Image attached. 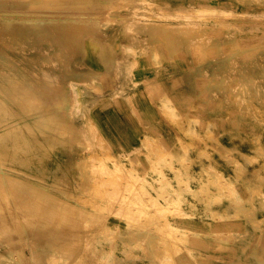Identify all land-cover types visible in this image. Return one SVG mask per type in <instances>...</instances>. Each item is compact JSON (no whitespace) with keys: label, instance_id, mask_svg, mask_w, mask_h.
Masks as SVG:
<instances>
[{"label":"rangeland","instance_id":"rangeland-1","mask_svg":"<svg viewBox=\"0 0 264 264\" xmlns=\"http://www.w3.org/2000/svg\"><path fill=\"white\" fill-rule=\"evenodd\" d=\"M200 4L225 10L216 16L225 26L203 25L192 15ZM189 19L196 43L208 35L206 50L168 33ZM262 31L264 0H0V131L15 136L0 141V166L8 167L0 196L9 205L0 199V251L10 252L0 264L40 255L39 264H264ZM21 186L28 197L17 194ZM11 187L27 211L12 204ZM73 206L89 217L76 221ZM78 225L86 239L74 233Z\"/></svg>","mask_w":264,"mask_h":264},{"label":"bare ground","instance_id":"bare-ground-1","mask_svg":"<svg viewBox=\"0 0 264 264\" xmlns=\"http://www.w3.org/2000/svg\"><path fill=\"white\" fill-rule=\"evenodd\" d=\"M117 1H119V0H117ZM121 2H122V1H121ZM116 3H119V2H116ZM125 3H126V2H125ZM130 3H131V2H130ZM113 4H115V3H113ZM120 4H121V3H119V6H121L122 4L124 5V2H123L121 5H120ZM128 4H129V2H128ZM116 5H117V4L113 5L114 8H113V7H110V9H109L108 12H110V13L112 14V13L115 11V8H117V7H115ZM123 5H122V6H123ZM130 5H131V4H130ZM124 6H125V5H124ZM118 8H119V7H118ZM126 8L128 9L127 6H126ZM121 9H122V8H121ZM124 9H125V8H124ZM194 9H195V11H197V10H200V11L193 12L192 15H195V16H197V17L201 16V17H202V20L207 22V23H204L203 25L208 26V25H209L208 21H211L210 19H213L212 21H213L214 23H212V26H210L211 28L215 29V27L218 28V27H220V26H223V27L225 26L224 21H222L221 19H219V18L216 17L217 14H219V13H221V12H223V11L226 12L225 10L220 9V8H217V7H207V6L203 5V4H200L199 7H196V8H194ZM122 10H123V9H122ZM13 12H15V11H13ZM58 12H59V11H58ZM58 12H56V14H58ZM64 12H65V11H64ZM99 12H100V11H99ZM66 13L68 14V11H67ZM105 13L107 14V12H104V13H102V14H105ZM205 13H206V14H205ZM61 14H62V13H61ZM36 15H38V14H36ZM14 16H15V15H14ZM22 16H23V15H22ZM73 16H74V15H73ZM102 16H103V15H102ZM102 16H99V17H102ZM105 16H106V15H105ZM212 16H213L214 18H213ZM15 17H16V16H15ZM15 17H14V18H15ZM58 17H59V16H58ZM66 17H67V16H66ZM70 17H72V16H70ZM80 17H82V16H80ZM80 17H78V18H80ZM83 17H84V16H83ZM86 17H87V16H86ZM90 17H91V16H90ZM90 17H88V18H90ZM99 17H98V19H100ZM107 17H108V16H107ZM120 17H122V16H120ZM124 17H125V16H124ZM189 17H191V16H189ZM20 18H21V17H20ZM63 18H64V17H63ZM68 18H69V17H68ZM92 18H93V17H92ZM23 19H24V18H23ZM33 19H34V18H33ZM44 19H45V18H44ZM59 19H61V18H59ZM70 19H71V18H70ZM95 19H97V17H95ZM98 19H97V20H98ZM105 19H106V17H105ZM105 19H104V21H105ZM120 19H121V18H120ZM259 19H260V18H259ZM75 20H76V19H75ZM100 20H102V19H100ZM178 20H179V19H178ZM35 21H37V20H35ZM79 21H80V20H79ZM104 21H100L99 23H98V22H97V23L99 24V26H101V25H102L101 22H104ZM109 21H110V20H109ZM115 21H116V20H115ZM117 21H118V20H117ZM173 21H174V20H173ZM54 22H55V21H54ZM89 22H90V21H89ZM89 22H88V23H89ZM93 22H94V19H93ZM93 22H92V23H93ZM187 22H188V23H187ZM191 22H192V21L189 19V20H187V21L184 22V23L177 24L175 28H174V26H172V27L169 26V27H171L172 30L170 29V32H168V33L172 34L173 36H176V35H177V36H181V37L186 38L185 43L187 44V46H188L189 49H193L195 46H201V47H199L200 50H201V49H202V50H206L205 48L208 46V45H207V42H206V41H207V38H208V35L206 34V35H204V36L202 37V39L204 40L203 42L198 41V42L196 43L195 40H198V39H199L198 37H199L200 34L198 33V34H195V35H191V33L188 32V31L193 27ZM75 23H76V22H75ZM81 23H82V22H81ZM81 23H79V24L81 25ZM86 23H87V22H86ZM95 23H96V22H95ZM95 23H94V25L97 24V23H96V24H95ZM100 23H101V25H100ZM186 23H187V24H186ZM98 24H97V25H98ZM185 24H186L187 26L189 25L188 27H191V28H188V27H187V28H188V31H187V29H186ZM241 24H243V23H241ZM83 25H84V24H83ZM94 25H91V27H90L89 24H88V25H86V29H87L88 26H89L90 29H91ZM149 25H150V24H149ZM156 25H157V24H156ZM156 25H155V26H156ZM81 26H82V25H81ZM81 26H80V27H81ZM157 26H159V27L162 26V27H163V25H157ZM246 26H247V25H246ZM76 27H78V26H76ZM94 27L96 28V26H94ZM182 27H183V28L185 27V28H184L185 30H184ZM201 27H202V26H201ZM82 28H83V27H82ZM193 28H194V27H193ZM225 28H226V27H225ZM228 28H229V27H228ZM235 28H236V27H235ZM93 29H94V28H93ZM163 29H164L165 31H166V30H169L168 26H167V27L164 26ZM195 29H196V28H195ZM236 29H237V28H236ZM98 30H99V29H98ZM192 30H193V29H192ZM215 30H216V29H215ZM238 30H239V28H238ZM257 30H258V29H257ZM80 31H81V30H80ZM186 31H187V32H186ZM195 31H196V30H195ZM185 32H186V33H185ZM192 32H194V31H192ZM242 32H243V31H242ZM250 32H251V31H250ZM256 32H258V31H256ZM262 32H263V31H262ZM192 34H193V33H192ZM263 35H264V32H263ZM168 37H169V36H168ZM92 42H94V41L92 40ZM176 42H177V40H176ZM205 42H206V43H205ZM96 43H98V42H96ZM98 44H99V43H98ZM215 45H217L215 42L211 44V46H215ZM173 46H174V44H172V43L169 44V46H167L168 51H169L170 49H172ZM219 47H220V46H219ZM256 50H257V49H256ZM171 51H172V50H171ZM201 60H202V61H205L204 58H202ZM3 62H4V61H3ZM91 65H92V63H91ZM214 75H215V73H213L212 76H214ZM114 76H115V75H114ZM7 77H8V76H7ZM100 80H101V79H100ZM4 81H5V80H4ZM94 81H95L96 83H99V81H97V80H94ZM32 82H34V81H32ZM37 84H38V83H37ZM125 85H126V84H125ZM41 86H42V85H41ZM127 86H128V85H127ZM39 87H40V85H39ZM98 88H99V87H98ZM98 90H99V89H98ZM122 90H123V89H122ZM31 92H32V91H31ZM72 97H73V96H72ZM79 99H80V96H79ZM71 100L73 101V99H71ZM77 100H78V99H77ZM28 101H29V100H28ZM36 101H37V100H36ZM32 102H34V101H32ZM131 102H132V101H131ZM150 102H151V101H150ZM224 102H225V100H224ZM36 103H37V102H35V104H36ZM1 106H2V107H1ZM71 106H72V104H71ZM32 107H33V106H32ZM225 107H226V106H225ZM2 108H5L4 105H0V110H1ZM78 108H79V105H78ZM33 109H34V108H33ZM72 109H73V108H72ZM227 109H228V108H227ZM80 110H81V109H80ZM38 111H39V110H38ZM32 112H34V111H32ZM70 112H71V111H70ZM68 116H69V115H68ZM50 119H51V117H50ZM4 120H5V119H4ZM38 120H39V121H37V122L43 121L42 119H41V120L38 119ZM44 123H45V122H44ZM4 126H5V125H2V127H4ZM63 129H64V128H63ZM13 131H14V130H12V129L1 130V131H0V141H3V138H6V137H7V138H6V141H7L8 138H10V137L13 136ZM182 132H183V131H182ZM81 135H82V134H81ZM14 137H15V136H13L12 139H14ZM10 139H11V138H10ZM148 139H149V138H147V139H142V141H143V149H142V150H144V152L148 149V145H149V144H148ZM17 142H18V140L16 139V140H15V144H16ZM88 142H89V141H88ZM88 142H87V143H88ZM89 143H90V142H89ZM146 143H147V144H146ZM80 145H81V144H80ZM93 148H94V146H93ZM101 151H102V150H101ZM140 154H142V152L139 153V155H140ZM18 161H19V160H18ZM10 164H11V163H10ZM133 164H134V163H133ZM94 166H95V164H94ZM143 166H144V165H143ZM7 168H8L7 166H0V175H1V174H5V173H7ZM93 168H94V167H93ZM10 169H11V168H10ZM10 169H9V170H10ZM91 170H92V169H91ZM95 170H96V169H95ZM11 171H12V169H11ZM89 171H90V170H89ZM93 171H94V170H92V172H93ZM105 171H106V170H105ZM147 171H148V170H147ZM15 172L18 173L17 171H15ZM9 173H10V172H9ZM94 173H95V172H93V174H94ZM213 173H214V172H213ZM11 174H12V173H11ZM20 174H22V173H20ZM89 174H91V172H90ZM96 174H97V172H96ZM100 174H101V173H100ZM7 175H8V174H7ZM9 176H10V175H9ZM15 176H16V175H15ZM91 176H92V175H91ZM94 176H95V175H94ZM144 176H145V175H144ZM6 177H7V176H6ZM87 177H88V176H87ZM100 177H101V176H100ZM125 177H126V176H125ZM125 177L123 176V178H125ZM10 178H13V177H10ZM0 179H1V177H0ZM23 179H24V178H23ZM7 180L9 181L8 178H7ZM7 180L5 179V181H7ZM14 180L17 181V179H14ZM19 180H20V179H19ZM87 180H88V178H87ZM1 181H2V180H1ZM8 181H7V182H8ZM24 181H27V180L24 179ZM99 181H100V180H99ZM9 182H10V181H9ZM9 182H8V183H9ZM12 182H13V181H11V183H9V184H13V183H15V181H14L13 183H12ZM17 182H18V181H17ZM21 182H22L21 184L25 183V182H23V181H21ZM95 182H96V181H95ZM95 182H93V183H95ZM8 183H6V184H8ZM19 183H20V181H19ZM31 183H32V182H31ZM91 183H92V182H91ZM91 183H90V184H91ZM93 183H92V184H93ZM0 184H2V183H0ZM17 184H18V183H17ZM92 184H91V185H92ZM13 185H14V184H13ZM25 185H27V186H25ZM25 185L23 184L22 186L27 187V189H30V188H31V191L33 190L32 187H31V186L29 187L28 184H25ZM35 185H36V184H35ZM161 185H162V184H161ZM0 186H3V185H0ZM10 186H12V185H10ZM22 186H21L20 188H18V189L24 188V187H22ZM101 186H102V185H101ZM12 187H13V186H12ZM12 187L10 188L9 193L11 194L12 197H14V196H15L14 194H15L16 192H15L14 194H13V192L16 191L15 189H17V188H16V185H15V186H14V187H15V188H14V191H11V189L13 190ZM28 187H29V188H28ZM38 187H41V186H38ZM103 187H104V186H103ZM33 188H34V187H33ZM120 188H121V187H120ZM0 189L2 190L3 188L1 187ZM24 189H25V188H24ZM24 189H21V191L23 190V192H20V190H19V192H17V194L19 195V193H20V194L23 193V194H25V195L28 197V194H26V192H27V193H29V192L26 191V192L24 193ZM27 189H25V190H27ZM45 190H47V189H45ZM3 191H4V189H3ZM17 191H18V190H17ZM29 191H30V190H29ZM31 191H30V192H31ZM39 191H41V190L38 189V192H39ZM123 191H125V190L123 189L122 192H123ZM11 192H12V193H11ZM33 192H34V191H33ZM33 192L31 193V194H34L33 196H35L36 194H38V192L36 193V191H35L34 193H33ZM35 193H36V194H35ZM39 193H40V192H39ZM109 193H110V192H109ZM124 193H125V192H124ZM124 193H123V194H124ZM1 194H2V192H1ZM1 194H0V195H1ZM3 194H4V192H3ZM12 194H13L14 196H13ZM29 194H30V193H29ZM42 194H43V193L41 192V195H42ZM44 194H45V191H44ZM5 195H6V193H5L4 196H3L4 198H5ZM18 195H17V196H18ZM25 195H21V197H23V196L25 197ZM41 195H40V196H41ZM48 195H49V193H47V195H43V196H44V197H47L48 200L50 199L49 196H51V197L54 198L53 195H49V196H48ZM108 195H109V194H108ZM111 195H112V194H111ZM113 195H114V193H113ZM37 196L39 197V195H37ZM114 196H115V195H114ZM1 197H2V196H0V199H2ZM15 197H16V196H15ZM15 197H14L13 199H16ZM30 197H31V196H30ZM38 197H37V198L33 197V198H34V199H39V198H41L42 196L39 197V198H38ZM60 197H61V196H60ZM71 197H72V196H71ZM115 197H116V196H115ZM121 197H122V196H121ZM6 198H7V196H6ZM53 198H52V199H53ZM80 198H81V197H80ZM84 198H85V197H84ZM129 198H130V197H129ZM10 199H11V198H10ZM42 199H43V198H42ZM42 199H41V200H42ZM61 199H62V198H61ZM2 200H3V199H2ZM2 200H0V201H1L0 204L2 203ZM5 200H6V199H4L3 201H5ZM18 200H19V199L17 198L16 201L13 202L12 204H14V203L17 204L16 202H17ZM31 200H32V201H31ZM44 200H46V198H45ZM58 200H59V199H58ZM70 200H71V199H70ZM76 200H78V199H76ZM82 200H83V199H82ZM86 200H88V198H86ZM89 200H90V199H89ZM120 200H122V199H119V201H120ZM11 201H12V200H11ZM13 201H14V200H13ZM27 201H28V200H27ZM29 201L33 202V199H32V198H29ZM29 201H28V203H29ZM34 201H36V200H34ZM46 201H47V200H46ZM50 201H51V200H50ZM65 201H66V200H65ZM83 201H85V200H83ZM19 202H20V200L18 201V204H19ZM44 202H45V201H44ZM51 202H52V201H51ZM59 202H60V201H59ZM61 202H62V201H61ZM88 202H89V201H88ZM88 202H84V203H88ZM124 202H125V201H124ZM3 203H4V202H3ZM3 203L0 205V206H1V207H0L1 209H0V210H1L2 212L5 210V212H6V207H7V206L9 207V205H8L7 200H6V201H5V204H7V205H6L5 209L3 210L2 208L5 206V205H3ZM21 203H23V201H22ZM28 203H27V205H28ZM38 203L40 204L39 201H38ZM38 203L36 204V202H35L36 205H38ZM45 203H46V202H45ZM48 203H49V202H48ZM48 203H47V204H48ZM54 203H56V200H55ZM66 203H68V202L66 201ZM66 203H63V204H66ZM76 203H79V202L76 201ZM80 203H81V201H80ZM80 203H79V204H80ZM84 203H83V204H84ZM121 203H123V202H121ZM24 204H25V202H24L23 204H19V205H17V206L23 205V206H21L20 208L23 207V209L27 211V208H26V209L24 208ZM29 204H30V203H29ZM33 204H34V203H33ZM35 204H34V205H35ZM43 204H44V203L41 201V205H42V206H43ZM56 204H60V203L57 202ZM56 204H55V208H56V206H57ZM90 204H91V203H89V205H90ZM117 204H118V203H117ZM27 205H25V206H27ZM36 205H35V206H36ZM41 205H40V206H41ZM45 205H46V204H45ZM45 205H44V206H45ZM48 205H49V204H48ZM60 205H61V204H60ZM68 205H69V204H68ZM80 205H81V204H80ZM87 205H88V204H87ZM115 205H116V204H115ZM40 206H38V207H40ZM42 206H41V208H43ZM52 206H53V205H52ZM58 206H59V205H58ZM62 206H63V205H62ZM62 206H61V208H64V207H65V206H64V207H62ZM66 206H67V205H66ZM70 206H71V204H70ZM70 206H69V207H70ZM76 206H78V205H76ZM83 206H84V205H83ZM123 206H124V205H123ZM8 207H7V209H9ZM14 207H15V206H14ZM73 207H74V206H73ZM114 207H115V206H114ZM12 208H13V207H12ZM45 208H47V207L45 206ZM52 208H53V207H52ZM71 208H72V207H71ZM71 208H70V209H71ZM75 208H76V207L73 208L74 210H72V209L70 210V211H72L71 213H74V211L76 210ZM116 208H117V209H116ZM120 208H122V211H123V207L121 206ZM35 209H36V208H35ZM47 209H48V208H47ZM58 209H59V208H57V212H55V213H59ZM66 209H67V208H64V210H66ZM95 209H96V208H95ZM98 209H99V208H98ZM36 210L38 211L39 209L37 208ZM36 210H35V212H37ZM42 210H43V209H42ZM49 210H51V212H52V209H49ZM53 210H54V209H53ZM55 210H56V209H55ZM107 210H108V209H107ZM114 210H117V211L120 210V211H121V209L118 210V207H115ZM43 211H44V210H43ZM45 211H47V210H45ZM61 211H62V210H61ZM61 211H60V213H62ZM67 211H69V210L67 209ZM67 211H65V212L63 211V212L66 214ZM76 211L79 212L80 209H79V210H76ZM76 211H75V213H76ZM81 211L83 212L82 209H81ZM81 211H80V213H76V214H81L80 219L76 220V219L72 218V217H75V216H76L75 214H73V215H75V216H70V215H69V217L72 218V219H74L73 221H75V220H76V221H79V220L82 219V217L85 216V215L83 214L84 212L82 213ZM84 211H85V210H84ZM98 211H99V210H98ZM117 211H115V214L117 213ZM122 211H121L120 213H123ZM8 212H10V211H8ZM8 212H7V213H8ZM35 212H34V213H35ZM87 212H88V211H87ZM107 212L110 213L109 210H108ZM112 212H113V211H112ZM39 213H40V216H41L42 211H39V212L36 213V214H39ZM45 213H46V212H45ZM47 213H48V212H47ZM64 213H62V214H64ZM71 213H70V214H71ZM89 213H90V212H89ZM118 213H119V212H118ZM132 213H134V211H132ZM136 213H138V211H136ZM5 214H6V213H5ZM5 214H4V216H7V215H5ZM10 214H11V213H10ZM43 214H44V212H43ZM62 214H60V215H62ZM67 214H69V213H67ZM82 214H83L84 216H82ZM85 214H86V213H85ZM123 214H124V213H123ZM125 214H126V213H125ZM134 214H135V213H134ZM8 215H9V214H8ZM44 215H46V214H44ZM56 215H57V216H56ZM56 215H55L56 218H58V217H59L58 214H56ZM87 215H88V217H89V214H87ZM87 215H86V218H87ZM97 215H98V214H97ZM111 215H112V214H111ZM12 216H15V215H11L9 218H11ZM64 216L67 217L66 215H64ZM91 216H92V215H90V217H91ZM95 216H96V215H95ZM98 216H99V215H98ZM121 216H122V214H121ZM121 216H120V217H121ZM124 216H125V215H123V217H124ZM2 217H3V216H1L0 219H1ZM15 217L17 218V216H15ZM37 217H38V215H37ZM69 217H67V218L69 219ZM78 217H79V216H78ZM78 217H76V218H78ZM132 217H134V216H132ZM9 218H8V219H9ZM12 218H13V217H12ZM16 218L14 219V221H15V220L17 221V220L19 219V218H18V219H16ZM59 218H60V220H61V217H59ZM67 218H66V219H67ZM84 218H85V217H84ZM84 218H83V219H84ZM86 218H85V219H86ZM93 218H94V215H93ZM95 218H96V217H95ZM105 218H106V217H105ZM105 218L102 217V219H104V221H105ZM159 218H160V217H159ZM3 219L5 220V217H4ZM37 219H39V217H38ZM68 219H67V220H68ZM102 219H101V220H102ZM106 219H107V218H106ZM131 219H132V218H131ZM135 219H137V218H134V220H135ZM138 219H139V218H138ZM10 220H11V222H12V219H10ZM21 220H22V219H21ZM30 220H31V219H30ZM34 220H35V219H34ZM54 220H55V219H54ZM60 220H59V221H60ZM62 220H64V219H62ZM62 220H61V222H62ZM94 220H95V219H93V223H92L93 226H94V222L97 223V221L99 220V218H98V219L96 218L97 221H94ZM101 220H100V221H101ZM128 220H129V218H128ZM16 221H15V222H16ZM22 221H23V220H22ZM22 221H21V222H22ZM55 221H56V220H55ZM68 221L70 222V221H72V220L69 219ZM68 221H67V224L65 223L66 226L69 225V224H68ZM76 221H75V222H76ZM82 221H84V220H82ZM88 221H89V220H88ZM91 221H92V220H91ZM91 221H90V223H91ZM100 221H99V222H100ZM137 221H138V220H137ZM5 222H6V224H9V223H8L9 220H8V222H7V220H5L4 223H5ZM15 222H13V223L15 224ZM21 222L18 223V221H17L18 224H17V223H16V224L19 225ZM23 222H26V221H23ZM28 222H29V221H28ZM28 222H27V224H28ZM32 222H33V221H31V223H32ZM36 222H37V221H36ZM36 222H35V223H36ZM39 222L41 223L40 219H39ZM42 222H43V220H42ZM61 222H60V224H63V223H64V222H63V223H61ZM75 222H73V224H74ZM86 222H87V221H86ZM106 222H107V221H105V223H106ZM29 223H30V222H29ZM31 223H30V224H31ZM53 223L55 224V223H57V221H56V222L53 221V222L51 223L52 226H53ZM70 223H71V222H70ZM80 223H82V222L80 221ZM80 223L76 222L75 224H80ZM96 223H95V226L98 225V224H96ZM101 223H102V221H101ZM136 223H137V222H136ZM2 224H3V223H2ZM11 224H12V223H11ZM11 224H10V225H11ZM33 224H34V223H33ZM33 224H31V225H33ZM36 224H39V223H36ZM36 224H34V225H36ZM65 224H64L63 226H65ZM71 224H72V223H71ZM82 224L84 225V223H82ZM82 224H81V225H82ZM99 224H100V223H99ZM103 224H104V223H103ZM231 224H232V223H231ZM17 225H16V226H17ZM39 225L41 226V224H39ZM224 225H225V223H224ZM4 226L6 227V225H4ZM21 226H22V225H21ZM28 226H30V225L28 224ZM36 226H38V225H36ZM40 226H38V227H40ZM45 226H46V225H45ZM45 226L42 225V226H41L42 229H43V227H45ZM48 226H49V225H48ZM48 226L46 227V229L48 228ZM52 226L50 225L49 227H52ZM56 226H58V228H59V226L61 227V225H57V224H56ZM56 226H55V229L59 230L58 228H56ZM78 226H80V225H78ZM78 226H76V227H78ZM98 226H99V225H98ZM14 227H15V226H14ZM22 227H23V226H22ZM24 227H25V225H24ZM32 227H33V226H32ZM41 227H40V228H41ZM76 227H75V229H73V231L76 230V232H78L79 228H81L82 226L78 227V229H76ZM85 227L87 228L86 225H85ZM91 227H92V225H91ZM96 227H97V226H96ZM6 228H7V227H6ZM17 228L19 229V226H17ZM17 228L15 227L14 229H16V231H17V233H18L19 230H18ZM20 228H21V227H20ZM34 228H35V226L33 227V229H34ZM52 228H53V227H52ZM63 228H64V227H63ZM68 228H69V227H68ZM70 228H71V226H70ZM70 228H69V229H70ZM73 228H74V227H73ZM82 228H83V227H82ZM82 228H81V229H82ZM89 228H90V227H89ZM101 228H102V224H101ZM187 228H189V227H187ZM14 229H13V231H15ZM29 229H32V228L29 227ZM60 229H62V227H61ZM65 229H66V228H65ZM118 229H119V228H118ZM5 230H6V229H5ZM8 230H9V229H8ZM11 230H12V228H11ZM20 230H22V229H20ZM25 230H28L27 225H26V227H25ZM62 230H63V229H62ZM62 230H61V231H62ZM67 230H68V229H67ZM100 230H101V229H100ZM100 230H99V228H98V231H100ZM141 230H142V229H140V232H141ZM195 230H196V229H195ZM36 231H37V230L35 229V232H36ZM38 231H39V230H38ZM42 231H43V230H42ZM42 231L40 230L39 232L42 233ZM64 231H65V230H64ZM79 231H80V230H79ZM98 231H97V232H98ZM11 232H12V231H10V233H9V231H8V233L10 234V236H11ZM27 232H29V231H27ZM32 232H34V230H33ZM69 232H72V228H71V230H69ZM76 232L74 231V233H76ZM164 232H166V231H164ZM168 232H169V230H168ZM14 233H15V232H14ZM14 233H13V234H14ZM22 233H23V232H22ZM22 233L20 232V235H21ZM41 233L39 234V236H40V235H43V233H42V234H41ZM63 233H64V232H63ZM66 233L69 235V233H68L67 231H66ZM66 233H65V234H66ZM74 233H73V234H74ZM166 233H167V232H166ZM2 234H3V233H2ZM30 234H31V233H30ZM36 234H38V233H36ZM36 234H35V235H36ZM78 234L80 235V233H76V235H78ZM18 235H19V234H17L16 237H17ZM33 235H34V234H33ZM44 235H45V234H44ZM79 235H78V236H79ZM88 235H89V234H88ZM10 236H9V237H10ZM21 236H23V234H22ZM27 236H30V235L27 233ZM36 236H38V235H36ZM36 236H34V239H35ZM66 236H67V235H66ZM78 236H76V237H78ZM80 236H81V235H80ZM95 236H96V234H95ZM95 236H94V237H95ZM3 237H4V236L2 235V238H3ZM43 237H44V236H43ZM43 237H42V238H43ZM76 237H75V235H74L75 241H78V240H76V239H78L79 237H78V238H76ZM81 237H82V236H81ZM81 237H80V238H81ZM84 237H85V236H84ZM84 237H82V238H84ZM94 237H93V238H94ZM223 237H224V236H223ZM227 237H228V236H227ZM11 238H12V237L9 238V241H10V242H12V241L10 240ZM17 238H18L17 241H19V239H20L19 236H18ZM28 238H29V237H28ZM67 238H68V237H67ZM74 238L72 237V238H70V240H71V239H74ZM82 238H81V240H82ZM13 239H14V237H13ZM21 239H23V238L21 237ZM24 239H25V238H24ZM30 239H31V237H30ZM32 239H33V238H32ZM43 239H47V237H45V238H43ZM65 239H66V238H65ZM85 239H86V237H85ZM3 240H4V239H3ZM6 240H8V239H6ZM27 240H28V239H27ZM58 240H60V239H58ZM70 240H69V242H70ZM81 240H79V241H81ZM222 240H223V239H222ZM226 240H227V239H226ZM20 241H21V240H20ZM20 241H19V242H20ZM22 241H23V240H22ZM56 241H57V240H56ZM56 241H54V242H55V244H57V245L61 243V241L58 242V243H57ZM82 241H84V240H82ZM54 242L52 243V247L55 245ZM69 242H68V243H69ZM73 242H74V241H73ZM73 242H70V243L72 244L71 247H74V246L78 245V244H75L76 242H75V243H73ZM84 242H85V241H84ZM90 242H91V241H90ZM90 242H89V243H90ZM7 243H9V242L7 241ZM13 243H14V242H13ZM79 243H80V242H79ZM81 243H82V242H81ZM87 243H88V242H87ZM87 243L85 242L84 244H87ZM20 244H21V243H20ZM29 244H32V242L29 243ZM49 244H50V243H49ZM53 244H54V245H53ZM65 244H67V243H65ZM73 244H75V245L73 246ZM179 244H180V243H179ZM24 245H25V244H24ZM26 245H27V244H26ZM26 245H25V248H26ZM57 245H55V246H57ZM60 245H61V244H60ZM60 245H59V246H60ZM81 245H82V244H81ZM81 245L79 244V246H81ZM20 246H21V245H20ZM20 246H19V247H20ZM29 246H30V245H29ZM69 246H70V244H69ZM79 246H78V247H79ZM86 246H87V245H86ZM86 246H85V248H87ZM22 247H23V245H22ZM78 247H76V249H79ZM88 247H89V246H88ZM23 248H24V247H23ZM59 248H60V247H59ZM62 248H63V247H62ZM65 248H66V247H65ZM65 248H63V249H65ZM89 248H90V247H89ZM89 248H88V249H89ZM19 249H21V248H19ZM50 249H51V248H50ZM57 249H58V246H57ZM67 249H68L69 251L72 250V249H69V248H67ZM67 249L64 250V252H66V254H67ZM73 249H74V248H73ZM80 249H81V248H80ZM82 249H83V248H82ZM90 249H91V248H90ZM182 249H183V248H182ZM21 250H22V249H21ZM21 250H18V249L16 250L18 255H21V254H19V253L21 252ZM29 250H30V249H29ZM54 250H55V249H54ZM59 250H61V249H58V251H59ZM171 250H172V249H171ZM19 251H20V252H19ZM73 251H76V253H74L75 255L78 254V250H73ZM73 251H71V252H72V255H73ZM85 251H88V250L85 249ZM85 251H84V252H85ZM157 251H159L160 253L165 252V251H163V250H161V249H158ZM18 252H19V253H18ZM79 252H82V250H79ZM84 252H82V254H84ZM8 253H10V252H1V251H0V256H1V257H5L6 255H8ZM14 253H16V252H13V254H14ZM21 253H22V252H21ZM30 253H31V252H30ZM35 253H36V252H35ZM35 253H33V254H35ZM59 253H60V251H59ZM61 253L63 254V250H62ZM69 253H70V252H69ZM69 253H68V254H69ZM86 253H88V252H86ZM86 253H85L84 256H87ZM155 253H156V252H155ZM157 253H158V252H157ZM216 253H217V252H216ZM23 254H24V253H22V257H23L22 259H24V257H25V259H26V256H25V255L23 256ZM33 254H32V256H33ZM40 254H41V253H40ZM70 254H71V253H70ZM88 254H89V253H88ZM18 255H17V256H18ZM30 255H31V254H30ZM37 255H38V253H37ZM37 255H36V256H37ZM47 255H48V254H47ZM72 255H70V257H71ZM165 255H167V254H165ZM14 256H15V255H14ZM40 256H41V255H40ZM40 256L37 257V260H39V257H40ZM84 256H83V257H84ZM190 256H192V254H190ZM43 257H45V256H43ZM67 257H68V260H67L68 262H69V261H74V260L76 261V259H75L74 257H72V258H74V260H69V256H68V255H67ZM76 257H78V256H76ZM80 257H82V256L79 255L78 258H80ZM87 257H88V256H87ZM87 257H86V260H87ZM5 258H6V257H5ZM17 258H18V257H17ZM28 258H29V257H28ZM41 258H42V257H41ZM52 258H53V257H52ZM54 258H55V257H54ZM72 258H71V259H72ZM84 258H85V257H84ZM84 258H83V259H84ZM30 259H31V257H30ZM35 259H36V258H35ZM43 259H44V258H43ZM43 259H41V261H42ZM50 259H51V257H50ZM37 260H36V262H37ZM53 260H56V259H53ZM58 260H59V259H58ZM78 260H79V259H78ZM7 261H8V260H7ZM12 261H13V260H12ZM16 261H18V259H17ZM30 261H31V260H30ZM49 261H50V260H49ZM49 261H48V262H49ZM163 261H164V260H163ZM19 262H20V261H19ZM31 262H32V261H31ZM36 262H34V263H36ZM39 262H40V260L38 261V264H39ZM42 262H44V261H42ZM51 262H52V260H51ZM56 262H57V261H56ZM157 262H158V261H157ZM159 262H160V261H159ZM12 263H13V262H12ZM20 263H21V262H20ZM34 263H32V264H34ZM40 263H41V262H40ZM73 263H74V262H73ZM73 263H71V264H73ZM88 263H89V262H88ZM103 263H105V262H103ZM174 263H177V260H176V259H174ZM193 263H194V262H193ZM13 264H14V263H13ZM15 264H16V263H15ZM17 264H18V263H17ZM24 264H25V262H24ZM36 264H37V263H36ZM49 264H50V262H49ZM69 264H70V262H69ZM75 264H76V263H75ZM91 264H92V263H91ZM159 264H161V263H159Z\"/></svg>","mask_w":264,"mask_h":264},{"label":"crops","instance_id":"crops-1","mask_svg":"<svg viewBox=\"0 0 264 264\" xmlns=\"http://www.w3.org/2000/svg\"><path fill=\"white\" fill-rule=\"evenodd\" d=\"M106 112H108V113H107L108 117H111V119L115 118V116L112 114V111H111V110H108V109H107Z\"/></svg>","mask_w":264,"mask_h":264}]
</instances>
